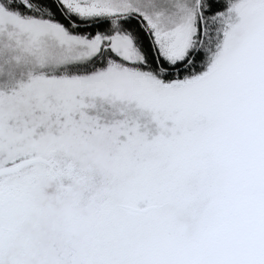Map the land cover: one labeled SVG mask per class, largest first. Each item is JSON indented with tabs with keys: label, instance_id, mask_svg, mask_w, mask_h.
Masks as SVG:
<instances>
[{
	"label": "snow or ice",
	"instance_id": "1",
	"mask_svg": "<svg viewBox=\"0 0 264 264\" xmlns=\"http://www.w3.org/2000/svg\"><path fill=\"white\" fill-rule=\"evenodd\" d=\"M0 264H264V0H0Z\"/></svg>",
	"mask_w": 264,
	"mask_h": 264
}]
</instances>
